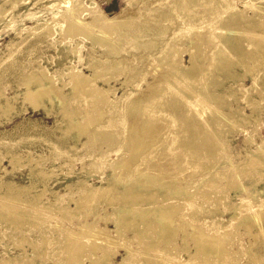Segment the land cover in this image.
<instances>
[{
	"label": "rangeland",
	"instance_id": "1",
	"mask_svg": "<svg viewBox=\"0 0 264 264\" xmlns=\"http://www.w3.org/2000/svg\"><path fill=\"white\" fill-rule=\"evenodd\" d=\"M2 1L0 0V5L2 4ZM35 1L36 0H18L16 7L8 11L6 16L0 19V60L2 59L0 61V91L5 97L12 98L15 95L19 97L20 93L24 90V85L22 84L24 75L30 71H35L34 73H37L41 66L46 68L56 79H59L57 71H65V68L70 62L76 65L77 68L81 69L83 73L90 74L91 71L86 67L87 56L89 53L95 57L101 56L105 52L104 47L100 44L92 47L91 41H89L90 39L86 38L83 34L74 35L75 31L70 27L72 18L76 19L75 21L79 22V24L85 23L80 22L81 20L86 21V23L89 24V22L92 21V18L90 15H87L86 12L79 17L77 13L70 11V8L62 6V4L60 6V8H62L61 10L70 16V19L67 21L70 22V24L67 25V27L69 26L70 28H67V22L65 23L64 18H60L59 16L60 8L43 6L54 0H44L43 2L38 1L36 4ZM74 1L75 0H72L71 3L74 4ZM95 1L98 3L104 15H107L108 18L120 13L128 15L126 18L128 24L125 22V25L120 28L121 32L126 34L128 33L127 25L130 26L132 23V26L130 27L138 28V31L140 32L139 34L142 36L152 34L155 37L158 36L160 39H164L163 41H170L172 37L177 36L175 45L181 49L190 44L191 39H194L196 42L205 39L204 36L200 39L201 36L199 38L195 35L196 38H194L193 35L194 31L203 28L206 21L204 17L205 15H201L203 14V7L205 5L204 0H201L199 4L195 5L194 9L191 10L192 14L187 15L184 19H179L177 17L175 21H166V25L174 27L168 29L169 31L166 32L162 31L161 23L159 25H155L154 23L153 16L158 14H148L143 6L146 3L152 6L162 5L170 3V0H139L140 3L138 5L136 3H129V0ZM226 1L232 2V5L236 10H242L248 3H253V7L247 8L246 14L253 17L254 12H256L255 10H260L258 13L260 21H264V0ZM83 2L89 4V0H83ZM9 3L5 4L7 9H10L11 7ZM122 10H125V12ZM57 13L58 19L56 22L48 21ZM141 15L143 17H141ZM137 17L140 19H137ZM128 19L129 22L127 21ZM131 19H133V22ZM209 20L212 21V19ZM46 21H48L49 26L52 27V32L55 34L53 33L50 36H44L41 35L39 29L28 31L30 28L34 27L37 22L46 23ZM178 21H182L180 22V25ZM258 22L259 20L257 19L250 20L251 27H249L246 24V21H242L238 24L241 28L239 30H233V33L230 36L233 39L232 41L236 42L241 41V36H249L248 38L254 48L252 45H244V48L247 47L246 50L243 51L242 54H236L244 56L243 61H245L246 65H241L239 62V56H234L233 59L226 60L224 63L225 66L221 68L210 66L205 70L201 68V66L197 67L200 69L201 77L199 80L195 79L196 84H193V80L177 78L165 67L166 59L161 63L160 61L162 60H159L150 52L147 54L146 51L142 52L141 49H133V42L136 40L135 32H131L130 34L132 35L115 37L114 39L110 36L114 43V49L118 51L117 47L119 46V51L122 50V55L124 54L126 58L130 57L128 58L129 60L133 59L132 57L135 53V57L138 55L141 56L140 54L144 53L143 56L145 59H141L143 62L139 61V65L141 64L143 69H141V76L139 79L142 81L138 87L131 83H125V72L122 70H118L119 73L118 71H115L113 73L110 72V74L109 72H103L101 74V76L105 75L110 77L111 74L116 75H113L114 77L110 78L109 81L114 87V92L110 94V92H112L110 91L108 93L110 99L115 100L120 94L128 89V92L130 93L137 92V96L145 95L144 92H147L149 84L160 79L162 80L163 78H166V76L169 77V79H173L171 86L175 88L172 89L173 92H175V95L173 92H170L163 94L164 97L163 99L161 98V101H159L160 99H155L157 102L153 101L152 104H156L158 105L157 107L161 108H155L152 104L148 108H144L150 112L149 116L145 114V110H138L137 115L135 116L127 115L123 110L125 105L111 108L110 105L105 104L104 106L103 104L100 111L98 110L100 114H98V111V113L93 112L92 114H95V117L98 115V119L96 117L97 120H94V123H96H91L92 125L90 124L88 126V131L85 133L96 136L98 127L101 126V123L110 119L112 123H115L111 125V127L101 128L102 130L99 129V132H101L100 134H103L102 132L107 133L108 131L110 133L108 132L107 134H111L112 136L121 134V141H123L124 144L126 143L125 135L128 137V135L132 134L131 131L134 130L133 134L137 136L139 140L141 138L143 139L140 141L136 139L140 144L137 145L136 148L125 147V149L121 146L118 147V149H120L119 151L116 149L117 147H115L116 142L114 141L113 144L111 143V146L114 148L111 149L108 156L112 161L111 163L108 162L109 165H105L99 160L100 166L97 171L91 170V168L96 167L91 158L93 155H97L99 158L102 157V155L95 152L94 144L91 145V142H88V144L85 143L91 136L81 134V136L78 137L79 130H76L78 128L71 129L68 133L66 132V134L63 133L65 131L64 126L66 125L65 117L63 118L62 112H60V110H62L60 108L61 106H59L57 102L52 111L47 114L45 113V109L38 108L33 110L28 107L27 104H21V100L17 98L14 103L12 102L13 106L17 110L21 109L22 106H26L27 109L25 111L18 112L17 115H12L9 120L7 119L8 116L0 113L2 114L0 115V264H90L91 259L101 255L102 249L100 245H97L98 247L96 246L97 249L95 247L93 249L92 246H95L98 243H96V241L90 236L88 237L89 241L85 238L87 236L84 237L83 234L81 235V232H90L92 230L93 227L85 228V222L89 221H95V228L105 226L109 232L110 240L114 242L112 243L114 246L111 245L113 251H109L107 254V258L110 261L108 264H119L124 257L128 256V248L139 249V251L136 250L138 254L136 253L135 257L137 258L133 260L135 264L142 261V258L147 256L148 253L157 257L155 258L152 256L153 259L149 261V263L152 262L153 264H181L185 261L187 262L190 257L189 254L194 252L196 247L195 239L191 237L190 233L196 231L199 225L203 229L211 232L217 230L214 226H223L222 230L224 232L219 231V233L216 234L222 235V232L224 233L221 236L223 239L222 241H224L229 254L233 256L232 260H229V264H264V30L263 27L258 25ZM86 23L84 25H87ZM145 23H149V25L145 26ZM64 28H66V30L68 29L65 33L67 36L69 33L68 38L67 36H64L63 38L65 32L63 31ZM92 29H94L93 34L98 33L101 35L105 32L96 26L92 27ZM19 30L21 33H19ZM94 31H96V33H94ZM240 32H242L241 35ZM62 33L63 35L61 36ZM250 33H253L254 36ZM216 42L220 43V40L217 37L214 38L212 44L209 43L208 45H205L206 48L201 52L202 57L199 59V63H202V65L208 63L205 54L208 50L207 46L212 48ZM76 45H78V47ZM165 45H167V42L165 44L163 43V46ZM72 47H75V54L70 52ZM159 47H162V45ZM129 50L133 52L131 53ZM181 55L178 59H181L179 61L182 66L184 65L183 67L187 66L186 68H190L192 65L189 58L190 56L186 52L181 53ZM134 62L138 61L134 60ZM253 78L255 79L253 80ZM62 79L67 80L66 77H62L60 80H57V85L62 89L61 92L63 95L66 93L65 96L68 98V93L71 88L69 86H63ZM177 82L179 85H183L186 89L184 88L182 90L183 87L181 88V86V89H179ZM96 83L100 87H108L103 81V78L98 79ZM245 89L247 90L244 91ZM3 96L0 97L2 102ZM46 103L48 107H50L51 104L49 102ZM254 104L257 105L254 107ZM77 105H81V99L78 97L69 101L67 105L68 107L66 108L67 110H70ZM74 117L76 119H81L80 114H74L73 118ZM62 118L64 119V124L62 123V125H60L57 122L62 121ZM135 121L137 124H135ZM150 123H153V128ZM134 125H137V130L136 128H133L135 127ZM138 126H141L140 129ZM58 127H61V129ZM100 134L98 136H100ZM155 134H158L159 138ZM127 143L129 144V142ZM168 143L176 145L173 147L172 151L174 155H170L168 150L164 149ZM181 143H183V147H180ZM130 144H132L131 141ZM101 147L106 149L105 144H102ZM142 147L147 150H144ZM141 148L143 150H141ZM131 149L135 150L132 151ZM136 149H138V154L135 152ZM183 151L185 152V155H183ZM193 151H195L196 154H189V156L186 155V152ZM127 155H132L130 157H134L130 158ZM165 155L169 156L166 157ZM120 157L121 159H119ZM14 159H18V161H14ZM125 160H127V162H125ZM132 160L133 162H131ZM118 161L121 163L125 162V165L124 167L118 166L116 170H119L114 171L111 166L114 162L117 164ZM168 161L169 163H167ZM162 163H164V166ZM160 165L162 169H160ZM35 166L42 168L44 171L52 170L53 174L47 178L41 177L39 174L34 175L31 173L30 168ZM153 166L155 168H153ZM183 166H185V168ZM145 167H148L150 171L148 169L144 172ZM163 167L165 168L163 169ZM156 168L158 169L156 170ZM213 170L220 171L218 174L213 175ZM154 171L156 174L159 172L157 176ZM163 171L166 174L162 173ZM187 172L189 173L187 174ZM122 173L124 175H121ZM150 174L151 176L153 174L155 175H153L154 177L152 178L150 177ZM147 175H149L151 179H149ZM170 175L175 176L173 177ZM155 177L161 178L159 180ZM152 179L155 181L153 184L151 183L153 181ZM163 179L167 182L171 179H174L175 181L177 180L179 187L187 188V193L189 195L194 194L193 196H196V194H202L199 195V198L198 196L194 197L192 203L191 200L189 203L181 197L175 198L174 202L181 203L184 207H176L178 208V210L176 209L177 212L174 210L173 217H170V221L172 219L175 221L173 226L171 225L173 227L170 231L172 236L168 238L167 248H165L164 245L165 241L157 242L159 245L157 249L151 246L153 241L152 238L158 237V228L163 224V222L160 219L155 218L154 215L149 216L151 223H142L137 228L120 227V237H112V235L116 234L115 222L117 217L113 212L115 207L118 205L127 207L128 205L127 208L133 210L145 209L146 207L148 208L153 205L162 206L163 202L167 199L166 197L160 196L156 201H153L154 199L149 200L141 198L140 200V198H137L135 202L134 199L131 201L128 199L129 202H127L128 204L125 203V205L122 203L124 202L122 200H120L121 203L119 201L107 203V201L99 195V192H94V197L92 195V198H95L94 209L91 204V207L87 204L76 207L74 202V199H77L78 196L82 195L89 186H106L107 183L112 182L114 185L117 183L116 186H118L121 191L123 188L122 185L133 183L137 180L142 183L141 185L146 182V184L151 183L149 185L154 186L158 185ZM208 179L217 181L219 187L216 191L212 190V187L214 186H206L208 188L203 186L204 182ZM4 181H12V186L14 188L16 186L28 187V190L19 192L13 188L11 191L10 188L2 183ZM114 181L115 183H113ZM169 182L172 183L171 181ZM122 191H124V189ZM10 192L15 194L16 199L7 197ZM95 193L97 194L95 195ZM217 193L224 194L226 201L225 205L213 201L214 199L212 195ZM207 195L210 199L206 197ZM203 196H205V198H203ZM60 207L67 209L59 210ZM165 209L166 207L163 206L162 210L164 211ZM187 209L189 210L187 211ZM209 210H214V212H209ZM32 211L36 212V218L40 220L39 223L27 224L19 219L18 221L21 223L19 225H15L12 222L14 219L20 218L21 216L28 217L29 213ZM193 214H197L198 216L193 219L191 217ZM15 215L16 217H14ZM249 216L251 217L249 218L251 220L248 219ZM68 228L70 231H68ZM259 228H262V231H260ZM136 230L137 232H135ZM75 232L76 234L80 232V234L78 233L74 238L73 233ZM139 232L143 237L138 236ZM255 233H258L259 235L256 241L252 236ZM143 234H145L146 237H144ZM70 237H72L73 240L72 238L70 239ZM137 237H140V240ZM109 238L107 239L109 240ZM74 240L75 243L73 242ZM80 240L82 242H80ZM66 241L68 245L66 244ZM92 241L95 242V244H93ZM252 241H255L253 246L251 245ZM78 243H81V245L79 246ZM88 243H92L93 245L91 244V247H89ZM242 245L244 247H241ZM71 246L73 247L71 248ZM146 246L150 248L148 249ZM78 247H80V249H78ZM81 247L83 248L82 251H84V253L80 251L82 249ZM159 247H162L160 249L163 250L161 251ZM249 247L251 250L248 249ZM65 248L70 252H66ZM87 248L88 250H86ZM245 248H247V251L244 250ZM77 249L79 250V255L77 254ZM140 249L147 254L143 253V256ZM166 249L168 250L166 251ZM71 250L73 252L75 251L74 255H66H72L73 252ZM93 251H95V253ZM80 252L82 253V256L80 255ZM94 255H96V257ZM69 256L71 259L73 257V262L70 260ZM197 256L203 258L204 254L202 255V253H200L197 254ZM74 258L78 259L80 262ZM156 259L159 261H156ZM162 259H164V261H162ZM66 260H68V262ZM211 260L209 263L205 264H225L228 259H224V262L220 260V262L213 257ZM165 261L166 263H163Z\"/></svg>",
	"mask_w": 264,
	"mask_h": 264
},
{
	"label": "bare ground",
	"instance_id": "2",
	"mask_svg": "<svg viewBox=\"0 0 264 264\" xmlns=\"http://www.w3.org/2000/svg\"><path fill=\"white\" fill-rule=\"evenodd\" d=\"M2 1V0H1ZM21 1H27V0H21ZM38 1H44V0H36L35 1V4L38 2ZM53 1V0H52ZM72 0H60V1H57V0H54L53 2H50V3H46L45 5H43L44 7H55L58 9L60 8V6H67V8H70L69 10L70 11H73L74 13H77L80 16L84 15L83 13L86 12L87 15H90L91 18H92V21L88 23H86V21H80V22H85L87 25H84L85 23H82V24H79V22L75 21L76 19L72 18L71 20V28L72 30L75 31L74 35L75 34H83L86 38H89L91 41V45L92 47L94 45H97V44H100L102 45V47H104L105 49V52L104 54H102L101 56H93L89 53V55L87 56V68L91 71L90 74H85L83 73V71L79 68L76 67V65L72 64L70 62V64L65 68V71H62V70H59L57 71L58 72V75H59V79H56L53 77V75H51L46 68L44 67H39L38 69V72L37 73H34L35 71H30L28 73H26L23 77V80H22V84L24 85V90L20 93V96L17 97V95L13 96L12 98L10 97H5L3 96L0 91V97L3 96V102L0 100V113L4 114L5 116H8V120L11 119V116L12 115H17L18 112H23L27 109L26 106H22L21 109H16L14 106H13V103L15 101V99H20L21 100V104H27L28 107L32 108L33 110H36L38 108H43L45 109V113L49 114L52 109L54 108L56 102L57 104H59V106H61L60 108L62 110H60V112H62V115H63V118L65 117V123L66 125L64 126L65 127V131L63 133L66 134V132L68 133L71 129H74V128H78L76 130H79L78 131V137L84 134H87L85 132L88 131V126L92 123H94V120L96 121L98 119V115L95 117V114L93 115L92 113L94 112H97L98 110L100 111L101 109V106L104 104H107V105H110L111 108H114L115 106H121V105H125L124 107V111L127 115H137V111L138 110H145V114L147 116H149L150 112H148L147 109H144V108H148L153 101L157 102L155 99H160L159 101H161V98L163 99V94H166V93H170V92H173L172 89H175L173 86H171V82H173V79H169V77H167V73H166V78H163L165 80H157L155 81L154 83H151L148 85V90L147 92L144 94L145 95H142V96H137V92H128V90L124 91L122 94H120L119 97H117L115 100H112L108 97V93L110 91V94L114 92L113 90V86L109 83L110 81V78L116 76V75H112L111 74V77L110 76H101V74L104 72H115V71H118V70H122L125 72V83H131L133 85H135L136 87L140 86V82L142 80H139L140 79V74H141V69L142 68V65L140 64L139 65V61L143 62L142 60H145L144 59V53H141L140 55L141 56H136V53L134 54V56L132 57L133 59H128L125 57V55L123 54L122 55V50L119 51V46L117 47L118 51L114 49V43L112 42L111 38L113 37V39L115 37H123V36H126V35H132L130 34L131 32H135V35H136V40L133 42V49H141V51H146V53L148 54V52H150L151 54L155 55V57H157L159 60L161 59L162 61H160L161 63L164 62V60L166 61V64H165V67L171 71L177 78L179 79H185V80H193V84H196V81L195 79H198L201 77L200 76V69L197 68V67H200L207 70L210 66L211 67H217V68H221V67H224L225 66V61L226 60H230V59H233L234 56H239V55H236V54H242L243 51L246 50L247 47H243L244 45H249L251 46L252 43L250 42L249 40V36L248 35H244V36H241V41L240 42H236V41H232L233 39L230 37L231 34L233 33V30H236V29H240L241 27L238 26V24L240 22H244L246 21V24L251 27V23H250V20L254 19V20H259L258 22V25L260 27H263V30H264V21H260V16H259V12L260 10H255L256 12H254V15L253 17L252 16H249L246 14V10L248 7H253V3H248L247 5H245V7L242 9V10H236L233 5H232V2L230 1H226V0H204L205 1V5L203 7V14L201 15H205V23L203 25V28L202 29H199L197 31H194L193 35H194V38L195 35L198 36L200 39H202V36L205 37V39L203 40H199L198 42H196L194 39H191V43L184 46L182 49L179 48L177 45H175V41H176V38L177 36H174L171 38L170 41H163L164 39H160L158 36H154L152 34H149L147 36H142L141 34H139L140 32L138 31V28L136 27H130L132 26L130 23V26H128V33H124V32H121L120 28L122 26L125 25V22H126V18L128 17V15H123V13L121 14H118V15H115V16H111L110 18L107 17V15H104L103 11L101 10V8L99 7L98 3L95 1V0H89V4H85L83 2V0H75L74 1V4L71 3ZM10 2V3H9ZM201 2V0H170V3H166V4H162V5H147L144 4L143 8L145 10H147L148 14L149 13H157L158 15H154L153 16V20H154V23L155 25H162V31L163 32H166V31H169L168 29H172L174 28L173 26H169V25H166L165 22L166 21H175L177 19V17L179 19H184L187 15H190L192 14L191 10L194 9V6L199 4ZM6 3H9L11 5L10 9H7L5 7V4ZM18 3V0H3L2 1V4L0 5V19H2L4 16H6V14L8 13V11L12 10L13 8L16 7ZM129 3H136L137 5L140 3L139 0H129ZM71 4V5H69ZM235 6V5H234ZM74 8V10H73ZM62 8H60L59 10V16L60 18L63 17L64 18V22L66 23L70 18V16L68 14H66L65 12H63L61 10ZM141 10V8H140ZM123 12H125V10H122ZM121 11V12H122ZM10 13V12H9ZM57 15V16H56ZM68 15V16H67ZM72 15V14H71ZM77 16V15H76ZM74 17V16H72ZM78 17V16H77ZM76 17V18H77ZM78 17V18H79ZM141 17H143L141 15ZM52 19L51 20H48V21H53V22H56L57 19H58V13L53 15V17H51ZM139 17H137L138 19ZM134 19V18H133ZM133 19L132 22H133ZM140 19V18H139ZM209 19H212V21H210ZM135 20H136V17H135ZM208 20V21H207ZM48 21H46V23H41V22H37V24L30 28L28 31H32L34 29H39L40 30V33L41 35H44V36H50L52 35L54 32H52V27L49 26V23ZM129 22V19L127 20ZM138 21V20H137ZM210 21V22H209ZM179 22V25H180V22L182 21H178ZM177 22V23H178ZM52 23V22H50ZM58 23V22H57ZM127 23V22H126ZM70 22H67L66 24V27L67 25H69ZM128 24V23H127ZM146 25H149V23H145V26ZM98 27L99 29H101L102 31L104 30L105 32H103L101 35L100 34H93V30L92 27ZM69 27V26H68ZM67 27V28H68ZM69 27V28H70ZM127 28V27H126ZM216 29V31H215ZM68 30V29H67ZM66 28H64L63 31L64 32V35L63 33L61 34V36L63 35V38L64 36H67L65 35L66 33ZM71 30V31H72ZM98 31V30H97ZM100 32V31H99ZM263 32V31H262ZM19 33H21V31L19 30ZM68 33V32H67ZM94 33H96V31H94ZM230 33V34H229ZM237 33V32H236ZM242 32H240V35H241ZM244 33V32H243ZM18 34V32H17ZM55 34V33H54ZM249 34V33H248ZM250 34H253V33H250ZM33 35V34H32ZM35 35V34H34ZM73 35V34H72ZM134 35V34H133ZM68 36H69V33H68ZM67 36V38H68ZM71 36V34H70ZM112 36V37H110ZM217 37L219 40H220V43L216 42L215 45L210 48L209 46H207L208 50H207V53L206 54V58L208 60V63H206L205 65L202 63H199V59L202 57V53L203 52L202 50L205 49V45L211 43L214 41V38ZM254 36V34H253ZM257 36V35H256ZM164 37V36H163ZM189 37V36H188ZM187 37V38H188ZM197 37V38H198ZM251 37V36H250ZM141 38V39H140ZM159 38V39H158ZM198 38V39H199ZM264 38V37H263ZM48 39V38H47ZM50 39V38H49ZM122 39V38H121ZM235 40V39H234ZM126 41V39H125ZM80 42V41H79ZM121 42V41H120ZM167 42V45L163 46V43L165 44ZM201 42V43H200ZM197 43V44H196ZM259 43V42H258ZM66 44V43H65ZM77 44V43H76ZM162 47H159L161 46ZM78 47V45H76ZM75 46V47H76ZM116 46V45H115ZM126 46V45H125ZM223 46V47H222ZM75 47L71 48L70 52L72 54H75L76 53V50H75ZM142 47V48H141ZM252 47L254 48V46L252 45ZM123 48V47H121ZM124 49V48H123ZM132 49V50H133ZM89 50V49H88ZM91 51V50H90ZM131 53L133 51L129 50ZM183 52H186L190 58V61L192 63L191 67L190 68H186V67H183L182 64L180 63L179 60L181 59H178L179 56L181 55V53ZM206 52V51H205ZM129 53V52H128ZM127 54V53H126ZM138 54V53H137ZM204 54V55H205ZM128 55V54H127ZM143 56V57H142ZM148 56V55H147ZM182 56V55H181ZM135 57V58H134ZM205 58V56H204ZM205 58V59H206ZM142 59V60H141ZM239 59H240V64L241 65H246L245 64V61H243L244 59V56L243 55H240L239 56ZM2 60V59H1ZM0 60V61H1ZM134 60L138 61V62H134ZM157 60V59H156ZM204 60V59H203ZM212 63V64H211ZM144 65V64H143ZM162 65V64H161ZM203 66V67H202ZM158 67V65H157ZM153 69V67H152ZM158 69V68H157ZM199 69V70H198ZM149 71V70H148ZM159 71V70H158ZM162 71V70H161ZM204 72V71H203ZM202 72V73H203ZM119 73V71H118ZM117 73V74H118ZM148 73V72H147ZM154 73V72H153ZM163 73V72H162ZM156 74V73H155ZM161 74V73H160ZM152 75V74H151ZM157 75V74H156ZM62 77H66L67 80H63L62 79V84L63 86H69L71 88L70 92L68 93V98H66L65 94L63 95V93L61 92V88L57 85V80H60ZM173 77V76H172ZM103 78V81L108 85L107 88H104V87H100L99 85H97L96 81L98 79H101ZM116 78V77H115ZM113 78V79H115ZM157 78V77H156ZM161 78V77H160ZM138 79V80H137ZM255 78H253L254 80ZM144 80V79H143ZM170 82V83H169ZM121 83V82H120ZM124 83V82H123ZM147 83V82H146ZM174 83H175V80H174ZM61 84V86H62ZM178 84V82H177ZM106 85V86H107ZM124 85V84H123ZM126 86V85H125ZM178 84V88L181 89L183 87V85ZM134 87V86H133ZM185 87L182 88V90L184 89ZM131 89V88H130ZM186 89V88H185ZM115 90H116V87H115ZM136 90V89H135ZM172 90V91H171ZM178 90V89H177ZM247 89H245L244 91H246ZM158 91V92H157ZM157 92V93H156ZM187 92V90H186ZM189 92V91H188ZM245 93V92H244ZM115 94V93H114ZM142 94V93H141ZM173 94L175 95V92H173ZM177 94V93H176ZM191 94V93H190ZM189 95V94H188ZM76 97L80 98L81 99V105H77L75 106V108H71L70 110H67L66 107H68V103L69 101H72L73 99H75ZM176 98V96H175ZM196 98V97H195ZM183 99V98H182ZM13 102V103H12ZM46 102H49L51 105L50 107H48L47 103ZM258 104V103H257ZM257 104H254V107L257 105ZM155 108H161V107H157L158 105L156 104H152ZM103 106V107H104ZM83 110V111H82ZM103 110V109H102ZM82 111V112H81ZM98 111V112H99ZM104 111V110H103ZM59 112V111H58ZM97 112V113H98ZM0 114V115H2ZM74 114H80L81 115V119H76L75 117L73 118V115ZM92 114V115H91ZM100 114V112L98 113ZM174 114V113H173ZM101 115L103 116V114L101 113ZM106 115V114H105ZM175 115V114H174ZM55 116V115H54ZM100 116V115H99ZM101 116V117H102ZM159 116V114H158ZM104 117V116H103ZM111 117V116H110ZM154 117V116H153ZM164 117V116H163ZM62 118V119H63ZM136 118V117H135ZM142 119V118H141ZM140 119V120H141ZM135 120V119H134ZM167 120V119H166ZM57 121V120H56ZM155 121V120H154ZM157 121V120H156ZM162 121V119H161ZM64 122V119L60 122H57L58 124L62 125V123ZM100 122V121H99ZM139 122V121H138ZM163 122V121H162ZM56 123V124H57ZM96 123V122H95ZM94 123V124H95ZM115 123V122H114ZM114 123H112L110 121V119H107L105 120V122L101 123V126L98 127V132L96 133V136L95 135H89L87 134L88 136H91L89 140H87L85 143L88 144V142H91L94 146H95V152L97 154H100L102 155V157H97V155H93L92 156V160L95 164L96 167H93L91 168V170L93 171H97L98 168H99V160L107 165L108 162L111 163L112 160H110L109 158V152L111 151L112 148H114L113 146H111V143L113 144V142L115 141L116 144H115V147H117L116 149L119 151L120 149H118V147H131V148H136L137 145H140L138 142L142 139L139 140V138H137V136H135L133 134V131L131 135H125V140H126V143L123 144V141H121V134H116V135H109L107 134L106 132H102L103 134H100L101 132H99V129L102 130L101 128H108L109 126L111 127V125H113ZM140 123V122H139ZM64 124V123H63ZM91 124V125H92ZM135 124H137V122L135 121ZM142 124V123H141ZM147 124V123H145ZM144 124V125H145ZM151 124V123H150ZM149 124V126H150ZM153 124V123H152ZM152 124H151V127H152ZM169 124V122H168ZM132 125V124H131ZM94 126V125H93ZM135 127L133 128H136L137 130V125H134ZM62 127V126H61ZM61 127H58L59 129H61ZM95 127V126H94ZM97 127V125H96ZM141 127V126H140ZM140 127L138 126V128L140 129ZM144 128V126H143ZM153 128V127H152ZM162 128V127H161ZM130 129V128H129ZM151 129V128H150ZM144 130V129H143ZM149 130V129H148ZM158 130V129H157ZM105 131V130H104ZM111 131V130H110ZM117 131V130H116ZM139 131V130H138ZM146 131V130H144ZM128 132V131H127ZM141 132V130H140ZM143 132V131H142ZM147 132V131H146ZM93 133V132H91ZM110 133V132H109ZM130 133V131H129ZM135 133V132H134ZM149 133V132H148ZM147 133V134H148ZM152 133V132H151ZM157 133V132H155ZM159 133V132H158ZM95 134V132H94ZM100 134V136H98ZM162 134V133H161ZM86 135V136H87ZM156 135V134H155ZM148 136V135H147ZM158 137V134L156 135ZM142 137V136H141ZM150 137V136H149ZM153 137V136H152ZM89 138V137H88ZM148 138V137H146ZM156 138V137H155ZM159 138V137H158ZM215 138V137H214ZM124 139V138H123ZM138 139V140H136ZM143 140V139H142ZM146 140V139H145ZM145 140H144V143H145ZM148 140V139H147ZM156 140V139H155ZM184 140V139H182ZM97 141V142H96ZM130 141L132 144H130ZM138 141V142H137ZM159 141V140H158ZM206 141V140H205ZM217 141V140H216ZM96 142V143H95ZM127 142H129V145ZM159 143V142H158ZM157 143V144H158ZM186 143V142H185ZM218 143V141H217ZM216 143V144H217ZM102 144H105L106 145V149L104 147H101ZM143 144V143H142ZM141 144V145H142ZM163 144V143H162ZM183 143H181V146L180 147H183L182 146ZM161 145V144H160ZM203 145V144H202ZM146 146V145H145ZM153 146V145H152ZM176 145L175 144H170L168 143L166 145V147L164 148L165 150H168L169 154L170 155H174L173 154V147H175ZM179 146V145H178ZM141 147V146H139ZM147 147V146H146ZM158 147V146H157ZM201 147V146H200ZM143 148V147H142ZM141 150H147L145 148H143ZM206 148V147H205ZM126 149V148H125ZM140 149V148H138ZM138 149H136L135 152H137L138 154ZM160 149V147H159ZM132 150V149H131ZM135 150V149H133ZM132 150V151H133ZM139 150V151H141ZM155 150V149H154ZM153 150V151H154ZM162 150V149H161ZM128 151V150H127ZM180 151V150H179ZM126 152V150H125ZM130 152V151H129ZM128 152V154H129ZM182 152V150H181ZM184 152V151H183ZM132 153V152H131ZM130 153V154H131ZM145 153V151H144ZM148 153V152H147ZM151 153V151H150ZM149 153V154H150ZM177 153V151H176ZM136 154V153H135ZM134 154V156H135ZM189 154H196L195 151L193 152H186V155L189 156ZM203 154V152H202ZM185 155V152L184 154ZM120 156V155H119ZM124 156V154H123ZM122 156V157H123ZM127 156H132V155H127ZM133 156V157H134ZM140 156V154H139ZM166 157L169 156V155H165ZM177 156V155H176ZM204 156V155H203ZM126 157V156H125ZM133 157H130V158H133ZM143 157V155H142ZM158 157V156H157ZM164 157V156H163ZM180 157V156H179ZM12 158V157H11ZM128 158V157H126ZM184 158V157H183ZM121 159V157L119 158ZM135 159V158H134ZM164 159V158H162ZM187 159V158H186ZM190 159V158H189ZM137 160V158H136ZM183 160V159H182ZM203 160V158H202ZM14 161H18L14 159ZM121 161V160H120ZM163 161V160H162ZM170 161V160H169ZM169 161L167 163H169ZM185 161V160H184ZM190 161V160H189ZM12 162V161H11ZM124 162V161H123ZM125 162H127V160H125ZM124 162V163H125ZM133 162V160L131 161ZM148 162V161H147ZM160 162V160H159ZM171 162V161H170ZM173 162V161H172ZM186 162V161H185ZM184 162V163H185ZM194 162V161H193ZM250 162V161H249ZM14 163V162H13ZM117 163V162H116ZM124 163H121L118 161L117 164H112V168L113 170L115 171L116 168L118 166H122L124 167ZM129 163V161H128ZM136 163V162H135ZM134 163V164H135ZM139 163V162H137ZM203 163V161H202ZM41 164V163H40ZM133 164V165H134ZM143 164V163H142ZM159 164V163H158ZM164 163H162L163 165ZM191 164V163H190ZM201 164V163H200ZM259 164V163H258ZM264 164V163H263ZM109 165V164H108ZM127 165V164H126ZM144 165V164H143ZM152 165V164H151ZM154 165V164H153ZM172 165V164H171ZM185 165V164H184ZM148 166V165H147ZM157 166V165H156ZM164 166V165H163ZM188 166V165H187ZM263 166V165H262ZM261 166V167H262ZM132 167V165H131ZM185 168V166H183ZM258 167V166H256ZM121 168V167H120ZM139 168V167H138ZM153 168H155L153 166ZM165 167H163L164 169ZM169 168V167H167ZM175 168V167H174ZM179 168V166H178ZM31 169V173L32 174H39L41 177H44V178H47V177H50L52 174H53V171L50 170V171H44L42 168H39L38 166H35L33 168H30ZM124 169V168H123ZM149 168L148 167H145V171L146 172ZM152 169V168H151ZM158 168H156L157 170ZM160 169H162L161 165H160ZM172 169V168H171ZM197 169V168H196ZM232 169V168H231ZM119 170V169H118ZM116 170V171H118ZM122 170V169H121ZM125 170V169H124ZM166 170V169H165ZM186 170V169H185ZM184 170V171H185ZM127 171V170H125ZM150 171V169H149ZM148 171V173H149ZM175 171V169H174ZM188 171V170H187ZM191 171V170H190ZM195 171V170H194ZM220 171V170H219ZM218 170H213L212 174H218L219 172ZM229 171V170H228ZM227 171V172H228ZM122 172V171H121ZM143 172V171H141ZM152 172V170H151ZM150 172V173H151ZM155 172V171H154ZM170 172V171H168ZM116 173V172H115ZM114 173V174H115ZM125 173V172H124ZM129 173V172H128ZM137 173V172H136ZM140 173V171H139ZM153 173V172H152ZM159 173V172H158ZM157 173V174H158ZM162 173H165L164 171ZM173 173V172H172ZM176 173V172H175ZM184 173V172H183ZM189 172H187L188 174ZM120 174V173H119ZM147 174V173H146ZM145 174V175H146ZM156 174V172H155ZM153 174V175H155ZM156 174V176H157ZM166 174V173H165ZM168 174V173H167ZM116 175V174H115ZM121 175H124L123 173ZM129 175V174H128ZM131 175V174H130ZM137 175V174H136ZM141 175V174H140ZM144 175V177H145ZM151 176L150 174V177H154V176ZM178 175V174H177ZM126 176V175H125ZM149 177V175H147ZM170 176H173V175H170ZM175 176V175H174ZM173 176V177H174ZM127 177V176H126ZM143 177V176H142ZM149 177V179H151ZM168 177V176H167ZM129 178V177H128ZM155 178H158V177H155ZM154 178V179H155ZM161 177H159L158 179L160 180ZM185 178V177H184ZM110 179V178H109ZM120 179V178H119ZM118 179V180H119ZM134 179V178H132ZM131 179V180H132ZM142 179V178H140ZM148 179V178H146ZM107 180V179H106ZM126 180V179H125ZM136 180V179H135ZM139 180V179H138ZM136 181V182H133V183H129V184H126V185H122L123 188L122 190L124 189V191H120L117 183H115V181L113 183H115L116 185L112 184V180L110 181L111 183H107L106 186H89V188H87L83 193L82 195L78 196L77 199H74V202H75V205L76 207H80L82 205H85L87 204L88 206H90V204L93 206V209L95 208V204H94V199L95 198H92V195L94 194V192H99V195L102 196L104 198L105 201H107V203H110V202H120V200L124 201L122 203H127L129 202L128 199H130V201L132 199H134V201L137 199V198H143V199H149V200H152L154 199L153 201H156L158 200L157 198L162 196V197H166L167 199L163 202L162 206H156V205H153V206H149L148 208L144 207L145 209H133V210H129L127 207H124L122 205H118L117 207H115L113 209V212L114 214L116 215V234L115 235H112V237H120V227L122 228H129V227H132V228H137L140 224L142 223H145V224H149L151 223L150 222V218L149 216L150 215H154L155 218H158L160 219L163 224L158 228L159 229V234H158V237L156 238H152V243H151V246L156 248L159 246L157 244V242H161V241H165V248H167V242H168V238L170 236H172V234L170 233L171 229L173 228V223L175 220H171L170 221V217L173 215V212L174 210L177 212L178 208L176 207H182L183 204L181 205V203H177L176 201L174 202L175 198H182V199H185L187 200L188 202L191 200V203H192V199L196 196H198L199 198V195L201 193L196 194V196H193L192 194L189 195L187 193V188L185 187H179V184H177V180L174 181L171 179L169 181H171L172 183H170L169 181L167 182L166 180L163 179V181H160L158 185H149V184H153L155 181L153 180H150L152 181L151 183H148L145 184L143 183V185H141L142 183H140L139 181ZM81 181V180H80ZM122 181V180H120ZM127 182H129L128 180H126ZM149 181V182H150ZM166 181V182H165ZM82 182V181H81ZM109 182V181H108ZM142 182V181H141ZM175 182V183H174ZM3 184H5L8 188H10V190L12 191V189L14 188L12 185H13V182L12 181H4L2 182ZM124 183V181H123ZM121 183V184H123ZM125 184V183H124ZM219 184V183H218ZM220 185V184H219ZM16 186V185H15ZM203 186H208V187H211V186H214L212 187V190L216 191L217 188L219 187L217 185V181L213 180V179H208L204 182ZM88 187V186H87ZM144 187V188H143ZM206 187V188H208ZM205 188V189H206ZM222 188V187H221ZM14 189H16L17 191H26L28 190V187H18L16 186ZM223 189V188H222ZM221 189V190H222ZM116 190V192H115ZM127 191V192H126ZM115 192V193H114ZM224 192V191H223ZM97 193H95L96 195ZM202 195V194H201ZM205 195V194H204ZM209 195V194H208ZM206 196L207 198L209 196ZM40 196V194H39ZM211 196V195H210ZM213 196V201L217 202V203H220L222 205H225V198H224V194L223 193H217V194H214L212 195ZM8 198H13V199H16V196L15 194H13L12 192H10V194L7 196ZM94 197V195H93ZM128 197V198H126ZM202 198V197H200ZM203 198H205V196H203ZM202 198V199H203ZM206 198V199H207ZM19 199V198H18ZM161 199V198H160ZM210 199V198H208ZM212 199V198H211ZM72 200V199H71ZM204 200V199H203ZM197 201V200H196ZM72 202V203H74ZM136 202V201H135ZM194 202H195V199H194ZM38 203V202H37ZM121 203V202H120ZM134 203V202H133ZM157 203V202H156ZM183 203V202H182ZM185 203V202H184ZM190 203V202H189ZM12 204V203H11ZM20 204V203H19ZM50 204V203H49ZM128 204V203H127ZM131 204V203H129ZM137 204V203H136ZM154 204V203H153ZM111 205V204H110ZM126 205V204H125ZM133 205V204H132ZM186 205V204H185ZM17 206V205H16ZM26 206V205H25ZM165 206L166 209L163 211L162 210V207ZM187 206V205H186ZM23 207V206H22ZM86 207V206H85ZM91 207V206H90ZM133 207V206H132ZM184 207V206H183ZM200 207V206H199ZM20 208V207H19ZM25 208V207H23ZM47 208V207H46ZM87 208V207H86ZM134 208V207H133ZM175 208V209H174ZM13 209V208H12ZM35 209V208H33ZM32 209V210H33ZM49 209V208H48ZM64 209H67V208H62L60 207L59 210H64ZM91 209V208H90ZM177 209V210H176ZM181 209V208H180ZM179 209V211H180ZM185 209V208H184ZM18 210V209H17ZM73 210V209H72ZM189 209H187L188 211ZM45 211V210H44ZM56 211V210H55ZM70 211V209H69ZM178 211V212H179ZM186 211V209H185ZM214 212V210H209V212ZM49 212V211H48ZM89 212V211H88ZM183 212V211H182ZM181 212V213H182ZM258 212V211H257ZM187 213V212H186ZM264 213V211H263ZM178 214V213H177ZM257 214V213H256ZM12 215V214H11ZM14 215V214H13ZM17 215V214H16ZM16 215L14 217H16ZM19 215V214H18ZM36 212L32 211L29 213L28 217H23V216H19L20 218H16L14 219L12 222L15 224V225H19L21 224L19 220H21L22 222H25L27 224H31V223H39L40 220L38 218H36ZM113 215V214H112ZM185 215V213H184ZM260 215V214H259ZM108 216V215H106ZM176 216V215H175ZM174 216V217H175ZM198 215L197 214H193L191 215V217L193 219H195ZM257 216V215H256ZM255 216V217H256ZM262 216V215H261ZM152 217V216H151ZM173 217V216H172ZM232 217V216H231ZM246 217V216H245ZM254 217V216H253ZM259 218H261L260 216H258ZM251 218L250 216L248 217V219ZM188 219V218H187ZM262 219V218H261ZM183 220V219H182ZM251 220V219H249ZM263 220V219H262ZM253 221V220H252ZM45 222V221H44ZM86 224L85 225V228L86 227H93L92 230L90 232H84L82 233L81 232V235L83 234V236H87L85 237L86 239H88V237H92L96 243L95 246H92V248L94 249V247L96 248L97 245H100L101 249H102V253L101 255H98L96 257V255H94L96 258H93L91 259V262L90 264H108L109 259L107 258L108 257V252L109 251H113V247L111 245H113L110 238H109V232L107 231V229L104 227H100V228H95V221H89V222H85ZM253 223V222H252ZM83 225V224H82ZM172 225V226H171ZM175 225V224H174ZM177 225V224H176ZM181 225V224H180ZM247 226V225H246ZM214 228L217 230H213L212 232L211 231H207L205 229H203L200 225L197 227L196 231H193L191 234V237L195 239V242H196V247H195V251L190 253V257L188 258V261L184 262V263H181V264H205V263H209V261L215 257L216 260H221L222 262H224L225 260H227V263L225 264H229V260L231 261L232 260V255L229 254L228 252V249L224 243V241H222L223 239L221 238V236L224 234L223 232V226L221 225H218V226H214ZM69 229V228H68ZM174 229H175V226H174ZM262 228H259L260 231ZM65 230V229H64ZM83 230V229H82ZM81 230V231H82ZM86 230V229H84ZM70 231V229L68 230ZM74 231V230H72ZM71 231V233H72ZM77 231V230H76ZM88 231V230H87ZM219 231H223L222 232V235H217L216 233H219ZM114 232V231H113ZM137 232V230L135 231ZM134 232V233H135ZM68 233V232H67ZM80 234V232H78ZM77 233V234H78ZM170 233V234H169ZM74 234V238L76 237L75 233ZM69 235V234H68ZM144 237L145 234H143ZM72 236V235H71ZM136 236V235H135ZM138 236H142L139 232V235ZM254 238H255V241L257 239V237H259L258 233H255L252 235ZM67 237V236H66ZM82 237V236H80ZM143 237V236H142ZM141 237V238H142ZM225 237V236H223ZM72 237H70L71 239ZM91 238V239H92ZM96 238V239H95ZM109 238V240L107 239ZM139 238L140 240V237H137ZM158 238V239H157ZM68 239V240H70ZM78 239V238H77ZM76 239V240H77ZM80 239V238H79ZM83 239V238H82ZM81 239V240H82ZM120 239V238H119ZM145 239V238H144ZM67 240V238H66ZM73 240V238H72ZM80 240V242H82ZM89 240V239H88ZM115 240V239H113ZM150 240V239H148ZM90 241V240H89ZM255 241H252V246L254 244ZM75 243V240L73 241ZM93 242V241H92ZM149 242V241H148ZM227 242V241H226ZM69 243V242H68ZM71 243V241H70ZM66 244H67V241H66ZM79 246L81 245V243H78ZM86 244V243H85ZM84 244V245H85ZM89 244V243H88ZM92 243L89 244V247H91ZM93 244H95V242H93ZM92 244V245H93ZM116 244V243H115ZM148 244V243H146ZM248 244V243H247ZM68 245V244H67ZM66 245V246H67ZM69 245H72V244H69ZM74 245V244H73ZM114 246V245H113ZM73 246H71L72 248ZM84 247V246H83ZM87 247V246H86ZM98 247V246H97ZM99 247V248H100ZM112 247V248H111ZM141 247V246H140ZM143 247V245H142ZM145 247V245H144ZM241 247H244L243 245ZM248 247V246H247ZM82 248V247H81ZM146 248H150V247H147ZM162 248V247H159V249ZM75 249V247H74ZM73 249V250H74ZM78 249H80V247H78ZM77 249V250H78ZM97 249V248H96ZM153 249V248H152ZM155 249V250H156ZM243 249V248H242ZM250 249V247L248 248ZM66 250V248H65ZM83 248L80 250L82 251ZM88 250V248L86 249ZM92 250V249H91ZM136 250L139 251V249H132V248H128L127 249V254L128 256L124 257L120 262L119 264H135V262L133 261L135 258V255H136ZM147 250V249H146ZM151 250V249H150ZM149 250V251H150ZM161 250V249H160ZM163 250V249H162ZM161 250V251H162ZM168 249H166L167 251ZM244 250L247 251V248H245ZM251 250V249H250ZM72 251V250H71ZM76 251V249H75ZM74 251V252H75ZM90 251V250H89ZM88 251V252H89ZM66 252H70V251H67ZM73 252V251H72ZM74 252L71 254H66V255H70V256H73L74 255ZM84 253V251H82ZM86 252V251H85ZM95 253V251H93ZM140 252L141 254L144 256V254H147L145 253V251H141L140 249ZM144 253V254H143ZM167 253V252H166ZM202 253V255L204 254V257L203 258H199L197 256V254H200ZM65 254V253H64ZM77 254L79 255V250L77 251ZM75 254V255H77ZM82 253L80 252V255ZM92 254V253H91ZM138 254V253H137ZM158 254V253H157ZM69 256V257H70ZM82 256V255H81ZM85 256V254H84ZM83 256V257H84ZM153 254H147V256H145L144 258H142L141 260L142 261H137L138 264H151L149 263V261H151L153 259ZM68 257V258H69ZM75 257V256H74ZM77 257H80V256H77ZM159 257V256H158ZM157 258V257H155ZM178 258V257H177ZM73 259V257H72ZM71 257H70V260L72 261ZM75 260H78L76 258H74ZM176 259V258H175ZM180 259V258H179ZM225 259V260H224ZM74 260V261H75ZM81 260V258H80ZM181 260V259H180ZM254 260V259H253ZM68 262V260H66ZM79 261V260H78ZM156 261H159L156 259ZM161 261V260H160ZM162 261H164V259H162ZM212 261V260H211ZM220 261V262H221ZM255 261V260H254ZM258 261V260H257ZM73 262V261H72ZM80 262V261H79ZM82 262V260H81ZM189 262V263H188ZM215 262V261H214ZM253 262V261H252ZM163 263H166L163 262ZM180 263V261H179ZM69 264V263H68ZM71 264V263H70ZM73 264H78V263H73ZM81 264V263H80ZM153 264V263H152ZM162 264V263H161ZM211 264V263H210Z\"/></svg>",
	"mask_w": 264,
	"mask_h": 264
}]
</instances>
